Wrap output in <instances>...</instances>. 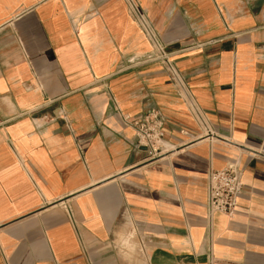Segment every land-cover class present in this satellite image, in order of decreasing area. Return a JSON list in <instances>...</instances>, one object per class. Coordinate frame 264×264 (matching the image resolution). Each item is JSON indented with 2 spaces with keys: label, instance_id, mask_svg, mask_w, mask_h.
<instances>
[{
  "label": "crops",
  "instance_id": "1",
  "mask_svg": "<svg viewBox=\"0 0 264 264\" xmlns=\"http://www.w3.org/2000/svg\"><path fill=\"white\" fill-rule=\"evenodd\" d=\"M136 1L152 39L125 0H0V264H264V0ZM150 110L152 161L123 123Z\"/></svg>",
  "mask_w": 264,
  "mask_h": 264
},
{
  "label": "built area",
  "instance_id": "2",
  "mask_svg": "<svg viewBox=\"0 0 264 264\" xmlns=\"http://www.w3.org/2000/svg\"><path fill=\"white\" fill-rule=\"evenodd\" d=\"M125 1L141 31L152 39L151 24L138 2L136 0ZM146 62L161 64L171 78L177 80L173 61L161 46L156 45L155 51L146 58ZM198 119L200 120L201 117L198 116ZM123 123L133 130L135 136L133 146L136 149L143 150L146 160L160 159L170 151L164 141L163 118L158 111L150 110L145 115L133 120L125 117ZM206 181L208 210L211 213L234 215L238 199L243 192L237 163L230 162L222 170L210 171L207 174Z\"/></svg>",
  "mask_w": 264,
  "mask_h": 264
}]
</instances>
